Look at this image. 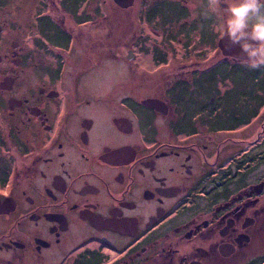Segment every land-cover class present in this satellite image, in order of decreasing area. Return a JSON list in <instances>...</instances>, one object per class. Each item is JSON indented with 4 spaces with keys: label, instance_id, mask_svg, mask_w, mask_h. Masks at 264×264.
<instances>
[{
    "label": "flooded vegetation",
    "instance_id": "obj_1",
    "mask_svg": "<svg viewBox=\"0 0 264 264\" xmlns=\"http://www.w3.org/2000/svg\"><path fill=\"white\" fill-rule=\"evenodd\" d=\"M130 1L0 0V264H264V123L218 124L246 59L214 0Z\"/></svg>",
    "mask_w": 264,
    "mask_h": 264
},
{
    "label": "rangeland",
    "instance_id": "obj_2",
    "mask_svg": "<svg viewBox=\"0 0 264 264\" xmlns=\"http://www.w3.org/2000/svg\"><path fill=\"white\" fill-rule=\"evenodd\" d=\"M21 20L20 13L13 12L12 14L5 15V19L0 18V24L6 27L4 35L8 30L16 28V23L19 24ZM11 24L12 26H8ZM20 25V24H19ZM19 25L17 27H19ZM12 27V28H11ZM19 28L13 31L11 35H7V39H21L17 35ZM149 43V42H148ZM11 45L8 44L7 48ZM6 48V50H7ZM5 47L0 49V55L5 52ZM264 68L252 69L244 63L232 64L231 66H222L221 75L219 79V111H218V124L221 129L236 128L241 129L248 123L252 122L254 132L253 138L258 134L261 129V124L264 123V111H243L248 106L251 108L260 107L261 104L257 103L264 98V77L261 76ZM5 71V70H4ZM18 73L20 69H17ZM100 71V70H99ZM115 68L106 67L97 74L89 75V79H105L112 77L115 80L118 75ZM110 75V76H109ZM85 75L83 78H86ZM109 76V77H107ZM3 77L1 68L0 79ZM264 109V105H263ZM257 254H260L257 252Z\"/></svg>",
    "mask_w": 264,
    "mask_h": 264
},
{
    "label": "clouds",
    "instance_id": "obj_3",
    "mask_svg": "<svg viewBox=\"0 0 264 264\" xmlns=\"http://www.w3.org/2000/svg\"><path fill=\"white\" fill-rule=\"evenodd\" d=\"M217 16V30L233 44H239L252 69L264 67V0H224L211 5Z\"/></svg>",
    "mask_w": 264,
    "mask_h": 264
},
{
    "label": "water",
    "instance_id": "obj_4",
    "mask_svg": "<svg viewBox=\"0 0 264 264\" xmlns=\"http://www.w3.org/2000/svg\"><path fill=\"white\" fill-rule=\"evenodd\" d=\"M122 1V4H124V6H129L132 2H124L123 3V0H119V2L121 3ZM230 45H233V46H236L237 48V53H232L231 51L227 50L228 46ZM221 46H222V49L224 50V53L225 54H229V55H236V57H239V58H243V59H247V57L245 55H241L239 52L241 51V48H240V45L239 44H233L227 36L223 37L222 40H221ZM244 54V53H243ZM11 83V78L7 77L5 78L2 82H1V88H7V86H9V84ZM148 101V100H147ZM146 101V103H149V104H153L154 101L153 100H149L148 102Z\"/></svg>",
    "mask_w": 264,
    "mask_h": 264
}]
</instances>
